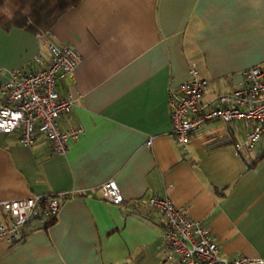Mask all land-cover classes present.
Here are the masks:
<instances>
[{
    "label": "crops",
    "instance_id": "obj_1",
    "mask_svg": "<svg viewBox=\"0 0 264 264\" xmlns=\"http://www.w3.org/2000/svg\"><path fill=\"white\" fill-rule=\"evenodd\" d=\"M47 40L80 55L58 89L74 95L61 124L83 132L62 155L42 139L24 147L0 133V201L66 194L51 224L0 241V264H169L163 218L145 203L164 194L207 228L222 256L264 258V154L251 163L264 141L236 150L250 123L211 120L185 152L167 109L168 87L189 64L208 80L203 103L264 65V0H79L41 35L0 27V83L14 68L35 69V55L46 60ZM108 180L120 204L103 199Z\"/></svg>",
    "mask_w": 264,
    "mask_h": 264
},
{
    "label": "built area",
    "instance_id": "obj_2",
    "mask_svg": "<svg viewBox=\"0 0 264 264\" xmlns=\"http://www.w3.org/2000/svg\"><path fill=\"white\" fill-rule=\"evenodd\" d=\"M46 47V60L40 54L32 58L37 66L35 69L14 68L0 83V133L14 134L24 147H31L42 139L49 145L51 154L62 155L69 141L83 132L80 124H61L62 118L71 114L74 108V95L69 90L61 93L58 89L60 79L72 75L80 55L71 44L47 40ZM207 87L208 80L194 64H189L184 80L168 87L167 109L175 143L189 152L191 135L206 122L243 121L250 123V128L234 147L252 150L264 138V65L248 67L232 90L203 103L202 96ZM146 144H150V139ZM100 189L105 201L122 202L114 181H105ZM65 196L62 192H46L0 201V241H17L30 223L44 224L48 217L56 215ZM145 203L163 218L160 233L163 262L264 264V258L260 257L219 254L217 243L207 228L200 221L189 218L187 208L175 205L167 194L152 196Z\"/></svg>",
    "mask_w": 264,
    "mask_h": 264
},
{
    "label": "trees",
    "instance_id": "obj_3",
    "mask_svg": "<svg viewBox=\"0 0 264 264\" xmlns=\"http://www.w3.org/2000/svg\"><path fill=\"white\" fill-rule=\"evenodd\" d=\"M78 2L79 0H0V27L5 31L15 27L41 35L50 29L62 13ZM263 154L264 145L262 152L251 163ZM132 205L136 206L137 203ZM54 219L55 216L48 217L43 226L51 224Z\"/></svg>",
    "mask_w": 264,
    "mask_h": 264
}]
</instances>
